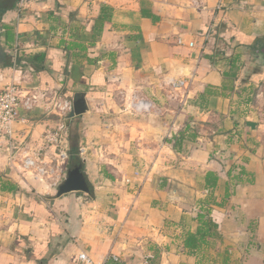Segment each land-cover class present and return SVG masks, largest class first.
Here are the masks:
<instances>
[{"label":"crops","instance_id":"0c3cea01","mask_svg":"<svg viewBox=\"0 0 264 264\" xmlns=\"http://www.w3.org/2000/svg\"><path fill=\"white\" fill-rule=\"evenodd\" d=\"M0 51V88L85 106L52 180L20 160L56 116L13 125V160L0 145V264H264V0H18ZM71 158L90 191L55 197ZM205 211L218 229L189 249Z\"/></svg>","mask_w":264,"mask_h":264},{"label":"built area","instance_id":"2783aa9c","mask_svg":"<svg viewBox=\"0 0 264 264\" xmlns=\"http://www.w3.org/2000/svg\"><path fill=\"white\" fill-rule=\"evenodd\" d=\"M24 84L21 86L18 82L12 81L0 88V145L7 147L9 160H13L18 153L15 148L11 149V144L15 140L13 125L26 124L35 111H39L44 116H56L59 122L52 131L46 133L44 137L45 146L41 155L34 153L35 156H23L20 160V167L23 171L33 172L40 177L48 174L52 180V174L57 169L55 163L59 166L61 161L67 159L68 146L65 122L72 108V101L50 89L35 87L28 80ZM168 84L172 90H177L186 87L187 82L170 81ZM147 106L145 101H138V109H145ZM25 149L26 147H24ZM50 149L55 150L57 154L55 157L47 158V151ZM58 184L54 183V189ZM77 259V264H92L84 253L78 254ZM114 260H116L115 257Z\"/></svg>","mask_w":264,"mask_h":264},{"label":"trees","instance_id":"16d2710c","mask_svg":"<svg viewBox=\"0 0 264 264\" xmlns=\"http://www.w3.org/2000/svg\"><path fill=\"white\" fill-rule=\"evenodd\" d=\"M0 13L5 12L8 8H13L16 4V2L18 0H0ZM6 1V2H3ZM32 63H30V66L35 70V71H39L41 69V66L43 64L44 61V55H33L32 56ZM8 60V55L5 54L4 52L0 51V67L1 68H5L8 66H11L12 64L10 62H7ZM20 59L17 60V67L19 66L20 63ZM71 143H70V148L73 152V150H75L76 147V142H74L75 140L73 139V137L70 139ZM72 159V158H71ZM73 160V159H72ZM74 160L68 164V166L70 165V167L74 166ZM68 167V168H70ZM208 178L212 177V181H215V177H213V175L210 173H208L206 175ZM212 184H214V182H212ZM210 211H205L202 212L200 214L197 215V220L199 222V228L197 230V232L195 234H187L186 235V239H185V247L189 248V249H194L196 248L205 238L207 237H211L213 235H215L218 226L217 224L212 220V218L209 216Z\"/></svg>","mask_w":264,"mask_h":264},{"label":"water","instance_id":"95a60500","mask_svg":"<svg viewBox=\"0 0 264 264\" xmlns=\"http://www.w3.org/2000/svg\"><path fill=\"white\" fill-rule=\"evenodd\" d=\"M264 67V57L261 62ZM85 110L84 99L77 97L72 102V108L67 115V121L80 116ZM88 181L82 171V165L77 164L66 170L65 176L61 183L55 188V197L74 192L89 193Z\"/></svg>","mask_w":264,"mask_h":264},{"label":"rangeland","instance_id":"374dc122","mask_svg":"<svg viewBox=\"0 0 264 264\" xmlns=\"http://www.w3.org/2000/svg\"><path fill=\"white\" fill-rule=\"evenodd\" d=\"M105 116H106V115H105ZM64 176H65V175H64ZM60 183H61V182H60ZM60 183H59V184H60ZM59 184H58V185H59ZM52 193H53V195H55V189L53 190V192H52Z\"/></svg>","mask_w":264,"mask_h":264}]
</instances>
